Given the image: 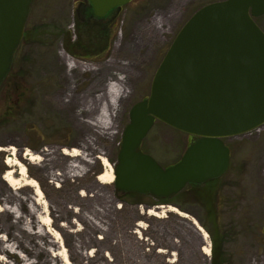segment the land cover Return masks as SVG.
<instances>
[{
  "label": "rangeland",
  "instance_id": "obj_1",
  "mask_svg": "<svg viewBox=\"0 0 264 264\" xmlns=\"http://www.w3.org/2000/svg\"><path fill=\"white\" fill-rule=\"evenodd\" d=\"M220 1L133 0L99 20L88 0H33L25 36L0 87V203L18 205L23 216L18 220L2 211L0 239L16 242L18 252L36 264H65L51 256L61 249L51 236L54 230L60 232L73 264H213L214 238L223 264H264V125L224 139L231 149L229 171L218 183L199 188L215 200L216 220L194 202L195 192L163 204L152 195L128 196L117 192L115 183L97 180L107 171L98 156L113 166L118 163L131 110L149 97L156 71L178 33L197 11ZM256 23L264 31V16ZM63 52L94 70H71ZM118 77L128 93L113 119L115 134L100 136L86 123L95 113L83 109ZM193 139L156 122L141 152L166 168L180 161ZM42 147L47 151L39 162L21 157ZM75 147H83L92 161L90 166L81 162L87 166L81 177L70 176L77 174L67 169L73 159L61 152ZM17 155L27 167L26 176L7 164ZM9 171L22 185L29 179L39 183L52 219L42 226L43 235L36 234L41 227L38 213L45 216L41 201L31 187L13 190L3 178ZM169 206L188 217L147 214ZM207 245L209 256L203 252ZM8 256L11 264H22L21 255Z\"/></svg>",
  "mask_w": 264,
  "mask_h": 264
},
{
  "label": "water",
  "instance_id": "obj_2",
  "mask_svg": "<svg viewBox=\"0 0 264 264\" xmlns=\"http://www.w3.org/2000/svg\"><path fill=\"white\" fill-rule=\"evenodd\" d=\"M95 17L132 0H88ZM33 0H0V87L23 41ZM264 0H224L197 11L174 39L136 104L123 135L116 187L168 199L189 184L203 185L230 169L224 139L264 125ZM156 122L197 138L179 162L163 167L141 147Z\"/></svg>",
  "mask_w": 264,
  "mask_h": 264
},
{
  "label": "bare ground",
  "instance_id": "obj_3",
  "mask_svg": "<svg viewBox=\"0 0 264 264\" xmlns=\"http://www.w3.org/2000/svg\"><path fill=\"white\" fill-rule=\"evenodd\" d=\"M62 54H63L64 58L66 59V61L69 63V67L71 70L74 68H78L80 66L84 68V71L94 70L92 65L78 62V61L72 59L71 57H69L64 52ZM127 93L128 92L123 85V77H118L117 82H114L113 84H110L108 87H106L103 90V92L101 93V95H99L92 104H89L87 107H85L83 109L84 112H87V113L94 112L95 113L88 121H86L87 125H89L92 129H94V131H96L98 133V135H100V136H112V135H114L115 134V123H114L113 119L115 117L116 111L118 110V108L120 106L121 101L127 96ZM90 145H93V140H91ZM93 148L96 149L94 146H93ZM10 149L12 151L16 152V149L14 147H11ZM61 152L63 153V155L73 159V163L68 165L67 169L74 170V171L76 170V173H77V174H71L70 175L69 172L66 171V172H64L65 177H68L69 175L81 177L85 173L84 170H86V167H87L84 164L82 165L81 162H86L89 166H90V164H92V161L90 160L91 158L89 157L88 154H86L83 147H81V149H79L77 147L69 149V150L63 149V151H61ZM20 155H17V158L14 161H9V162H7V164H11L13 166H16L19 169V173L22 176H26L27 175V167L22 162V160H20V158H19ZM21 157L23 159L28 158V160L30 162H34V161L39 162L42 159L40 157V155H38L37 153H35L33 151H25V154L21 155ZM98 159L102 161V163H103L104 167L107 169V171L100 174V176L97 178V180L101 184H106V185L114 184L115 172H114L113 165L110 163V161L106 157H104L102 155L98 156ZM57 175L60 176L61 174L57 173ZM3 178L13 190L18 191L23 186H28V187L33 188V190L35 191L36 197L41 201V204L43 205V208L40 210H43V214L45 215L43 218H41L39 216L40 212L38 213L37 218H39L38 222L41 224V227L38 228V230L36 231V234L43 235L42 226L46 227V226L50 225L52 222V219L48 214L51 211L50 204L46 200V198L44 197V193H43L39 183L34 179H29L24 183V185H22L21 180L16 178L15 173L13 171H9L8 173H6V175ZM81 195L84 196L85 192H81ZM14 196L17 198L18 202L23 201V199L18 194L15 193ZM36 204L39 205L38 202H36ZM157 210H163V211L158 212ZM2 211L13 214L15 216V218L18 220H20L23 217L21 210H20L18 205H16V206L13 205L11 207H6V206L4 207L0 203V213ZM166 212L174 213L176 215H179V216L185 217V218L188 217V215L184 214L178 208L173 207V206H169L168 208L159 207L157 209H151L147 212V214L151 217L163 218V216ZM35 218H36V216H35ZM35 225H36V222H35ZM194 225L197 227V229L201 233H203L202 228L197 224L196 221H194ZM139 227H141V226L139 225ZM53 232L54 233L53 234L51 233V236H53L56 240H59V245H60L61 249L59 252H55L54 254L52 253L51 256L53 258H55V257L61 258V260L65 264H73L71 262L69 252L67 251L66 247H63V238H62L60 232L57 230H54ZM203 236L206 239L207 234L203 233ZM15 239H17V238H15ZM99 239H102V238H99ZM18 249L19 248H18V245L16 244V242L14 243L13 240L7 241L3 236L1 237V239H0V257L2 258V261L4 262V264H11L10 259H12V258H11V256H8L9 254H16L19 256L21 255L22 264H36V262H34V261L32 262V261H30V259H28L29 256H26V255L18 252L19 251ZM203 252L209 256L210 255V246L207 245L206 247H204ZM33 254L36 255L35 253L32 252L31 255H33ZM87 255L89 257L92 256L91 253H87ZM50 264H53V261H51Z\"/></svg>",
  "mask_w": 264,
  "mask_h": 264
},
{
  "label": "trees",
  "instance_id": "obj_4",
  "mask_svg": "<svg viewBox=\"0 0 264 264\" xmlns=\"http://www.w3.org/2000/svg\"><path fill=\"white\" fill-rule=\"evenodd\" d=\"M99 20H101V19H99ZM67 48L70 51L72 50V46L69 45V42L67 43ZM7 77H9V75ZM219 181H220V179L207 182L206 184H210V183L211 184H214V183H218ZM206 184H204V185H206ZM202 186L203 185L190 184V185L187 186L189 188L186 190V188H187L186 187L180 194L175 195V196H172L171 198H168V199H165V198H163V199H157V201L165 204L167 202H171L172 200H174L176 198H179V197L185 196L186 194L188 195V194H191L192 192L193 193L195 192L197 198L194 199V200H196L194 202H200L201 205L203 206L205 212H207L208 218L209 219H212V220H216V217H217L216 206L217 205L214 204L215 203V200H213V199L210 200L209 197H207L206 193H204L201 189H199ZM131 195H133V197L134 196H141V195H139L137 193H131ZM210 232H211V230H210ZM211 234L212 235L214 234V236L216 237L215 233H211ZM213 241H214V249H213V251H214V256H213L214 257V262H213V264H223V261H220V255L221 254L219 253V251L217 249L218 244H219V240L217 238H214Z\"/></svg>",
  "mask_w": 264,
  "mask_h": 264
},
{
  "label": "flooded vegetation",
  "instance_id": "obj_5",
  "mask_svg": "<svg viewBox=\"0 0 264 264\" xmlns=\"http://www.w3.org/2000/svg\"><path fill=\"white\" fill-rule=\"evenodd\" d=\"M132 1H133V0H132ZM193 138H194V139H193V142H195V141L197 140V138H195V137H193ZM45 151H47V148L42 147V148H39V150L34 151V152L37 153L38 155H40V157H41L42 160H43V159H45V158H44ZM24 154H25V153H22V155H24ZM118 157H119V156H118ZM25 160H28V158L25 159ZM118 164H119V161H118V163H117L116 165H114V166L117 167ZM99 176H100V175H99ZM115 186H116V185H115ZM116 190H117V192H119V193H122V192H123V191L119 190L117 187H116ZM125 194L128 195V196L131 195V193H127V192H125ZM81 218H82V217H81Z\"/></svg>",
  "mask_w": 264,
  "mask_h": 264
}]
</instances>
